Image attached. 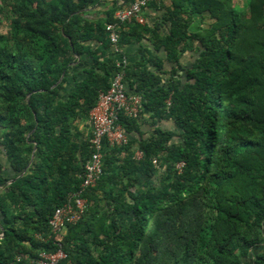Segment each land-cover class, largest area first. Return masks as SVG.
Segmentation results:
<instances>
[{"label":"trees","instance_id":"obj_1","mask_svg":"<svg viewBox=\"0 0 264 264\" xmlns=\"http://www.w3.org/2000/svg\"><path fill=\"white\" fill-rule=\"evenodd\" d=\"M133 1L91 20L96 0H0L10 20L0 35V264L60 248L72 264H264V0H170L167 34L121 26L118 45L152 35L155 51L159 42L178 64L171 77L184 76L161 84L154 52L125 69L128 92L143 98L138 118L118 117L129 142L105 145L84 215L61 245L50 236L93 153L81 125L116 70L107 25ZM145 110L177 130L134 139Z\"/></svg>","mask_w":264,"mask_h":264},{"label":"built area","instance_id":"obj_2","mask_svg":"<svg viewBox=\"0 0 264 264\" xmlns=\"http://www.w3.org/2000/svg\"><path fill=\"white\" fill-rule=\"evenodd\" d=\"M153 0H135L129 5L120 8L115 13V23L107 26V32L112 44L117 45L120 41V28L128 21L144 23L143 10ZM127 60L121 59L116 62V70L111 81V86L106 92L99 94L96 106L90 112V125L92 128L91 145L93 153L86 164L82 174L81 190L71 195L66 203L58 207L49 221L50 236L61 245L66 226L75 224L84 215L88 207L87 198L83 197L88 188L95 187L103 173V162L105 158V145L124 146L129 142V135L124 128L118 124V117L123 115L128 118H138L143 110V98L137 93H129L125 82V68ZM168 105L171 104L170 99ZM142 152L137 151L136 157L141 158ZM156 163V161H154ZM182 164L178 165L181 168ZM3 235H0L2 237ZM37 239L44 241L43 234H38ZM18 256L14 262L9 264H72L68 261V255L60 248L56 253L40 252L37 256Z\"/></svg>","mask_w":264,"mask_h":264},{"label":"crops","instance_id":"obj_3","mask_svg":"<svg viewBox=\"0 0 264 264\" xmlns=\"http://www.w3.org/2000/svg\"><path fill=\"white\" fill-rule=\"evenodd\" d=\"M120 1V2H127L128 0H96V2L88 9V14L86 15L87 18L91 20L96 19H102L105 17L106 11L112 8L114 6V2ZM163 2L158 4L157 6H147L143 12L142 17L145 20L144 23H138L140 25H146L149 28H155L156 26H159V33L161 34H167L170 29L169 23H165V14L167 10L170 7V0H162ZM165 5V6H163ZM116 13V12H115ZM115 16V15H114ZM200 19V18H199ZM208 23L210 22L208 19L206 20ZM109 25V24H108ZM107 25V26H108ZM152 35H147L141 40H132L131 42H128L127 44L121 45H114L110 41V48L108 49V56H115L117 60L124 59L127 60V67L125 68L127 73L130 71H134V65L136 62H138L141 58L143 59L144 55H150L153 52L155 55L159 56L163 60V72L161 84H167L170 82L171 78H182L183 72L181 70H177L176 75L171 77V74H173V70L178 69V64L169 62L167 59V52L164 48H160V43H158L159 51H155V45L154 41L152 40ZM110 40V39H109ZM93 46H99V44H96L95 41L91 42ZM197 56V51L194 49H190L186 51L180 58V65L181 66H187L190 65L195 57ZM118 57V58H117ZM153 64V65H151ZM133 65V66H132ZM157 64L155 62L150 63L149 69L153 72L157 71L155 66ZM129 66L132 67V69H129ZM128 68V69H127ZM135 77H131V79H134ZM67 91L70 90V85H67L66 88ZM64 90L63 95H66L68 92ZM87 126L84 124L81 125V129H87L86 136L88 138L92 135V128L90 125V118L86 122ZM161 128L163 130H177L175 123L171 119H163V120H153L151 118V112H148L145 110L142 124L140 128V132L133 135V138H147L152 135V133L155 131V129ZM142 134V135H141ZM91 139V138H90ZM91 142V140H90ZM91 158V156H90ZM88 159V161L90 160ZM0 163H3L6 165L7 160L5 158V155L0 152ZM3 235V234H2ZM1 238V237H0Z\"/></svg>","mask_w":264,"mask_h":264},{"label":"rangeland","instance_id":"obj_4","mask_svg":"<svg viewBox=\"0 0 264 264\" xmlns=\"http://www.w3.org/2000/svg\"><path fill=\"white\" fill-rule=\"evenodd\" d=\"M246 2V0H234L235 5H238L239 8L243 7L244 8V3ZM196 24L197 26L200 25V22L198 20H196ZM208 22L205 21V24H203V28H206ZM9 27H10V20L8 18V11L6 9V7L4 8V15H0V35H6L7 32L9 31ZM203 30V29H202ZM62 238V235L60 236V239Z\"/></svg>","mask_w":264,"mask_h":264},{"label":"water","instance_id":"obj_5","mask_svg":"<svg viewBox=\"0 0 264 264\" xmlns=\"http://www.w3.org/2000/svg\"><path fill=\"white\" fill-rule=\"evenodd\" d=\"M27 169H28V168H27ZM27 169H26V170L23 172V174H22V175H24V174L27 172ZM22 175H21V176H22Z\"/></svg>","mask_w":264,"mask_h":264}]
</instances>
